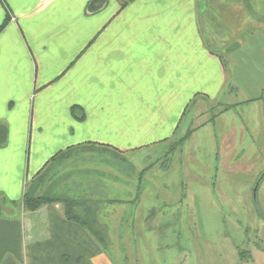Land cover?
<instances>
[{
    "label": "crops",
    "instance_id": "crops-1",
    "mask_svg": "<svg viewBox=\"0 0 264 264\" xmlns=\"http://www.w3.org/2000/svg\"><path fill=\"white\" fill-rule=\"evenodd\" d=\"M216 2L0 0V264H111L60 204L29 212L23 197L61 155L175 137L193 100L225 85Z\"/></svg>",
    "mask_w": 264,
    "mask_h": 264
},
{
    "label": "rangeland",
    "instance_id": "rangeland-1",
    "mask_svg": "<svg viewBox=\"0 0 264 264\" xmlns=\"http://www.w3.org/2000/svg\"><path fill=\"white\" fill-rule=\"evenodd\" d=\"M216 4L225 85L193 100L173 139L61 155L32 187L70 202L111 264H264V0Z\"/></svg>",
    "mask_w": 264,
    "mask_h": 264
},
{
    "label": "trees",
    "instance_id": "trees-1",
    "mask_svg": "<svg viewBox=\"0 0 264 264\" xmlns=\"http://www.w3.org/2000/svg\"><path fill=\"white\" fill-rule=\"evenodd\" d=\"M60 201L55 200V199H49V198H43V197H32L29 194H25L23 197V206L26 211L29 212H34L37 211L47 205H52V204H58ZM64 203V216L66 220L76 223L80 226H83L86 228V225L81 222L80 219L77 218L72 212V204L70 202H63ZM87 229V228H86ZM89 230V229H87ZM90 231V230H89ZM96 236V235H95ZM97 241L99 242L100 245H102V241L98 240L97 237H95Z\"/></svg>",
    "mask_w": 264,
    "mask_h": 264
},
{
    "label": "water",
    "instance_id": "water-1",
    "mask_svg": "<svg viewBox=\"0 0 264 264\" xmlns=\"http://www.w3.org/2000/svg\"><path fill=\"white\" fill-rule=\"evenodd\" d=\"M262 178H263V176H262ZM260 180H262V179H260ZM260 180H259V182H257V184H256V186H255V189H254V196H256V194H257V191H258V188H259V185H260Z\"/></svg>",
    "mask_w": 264,
    "mask_h": 264
}]
</instances>
